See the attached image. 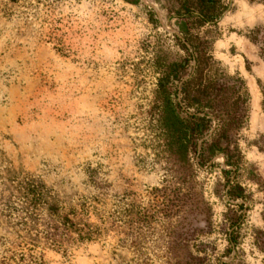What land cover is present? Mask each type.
Instances as JSON below:
<instances>
[{
  "label": "rangeland",
  "instance_id": "374dc122",
  "mask_svg": "<svg viewBox=\"0 0 264 264\" xmlns=\"http://www.w3.org/2000/svg\"><path fill=\"white\" fill-rule=\"evenodd\" d=\"M226 2L212 51L249 96L231 132L251 196L227 213L241 214L234 263L264 264V0ZM175 4L0 0V264H176L227 246L216 167L194 162V201L173 216L153 192L165 177L154 63L164 32L177 33ZM212 161L226 168L222 155ZM126 203L149 215L130 237L109 226Z\"/></svg>",
  "mask_w": 264,
  "mask_h": 264
},
{
  "label": "trees",
  "instance_id": "16d2710c",
  "mask_svg": "<svg viewBox=\"0 0 264 264\" xmlns=\"http://www.w3.org/2000/svg\"><path fill=\"white\" fill-rule=\"evenodd\" d=\"M175 3L170 13L177 23L170 26L178 34L164 32L165 52L154 63L159 76L153 90L151 117L162 138L160 154L165 161V177L162 186L153 192L164 207L158 211L163 216H173L194 201V184L199 178L194 162L207 172L216 167L223 183L220 194L217 190L214 194L227 197V211L219 224L227 246L220 252L215 244L209 250L199 248L198 251L204 252L203 258L188 257L176 264H212V260L215 264H235L241 242V214L227 213L241 210L251 196L241 180L244 154L231 132L242 128L248 119V91L244 80L228 74L212 51L218 35L217 20L228 7L226 0H175ZM217 155L223 156L226 168L212 161ZM126 206L128 213L123 218L115 216L109 226L130 237L134 223L147 222L149 215L144 211L133 212L132 203ZM121 224L125 226L124 232ZM233 248L234 258L222 262V258L230 259Z\"/></svg>",
  "mask_w": 264,
  "mask_h": 264
}]
</instances>
